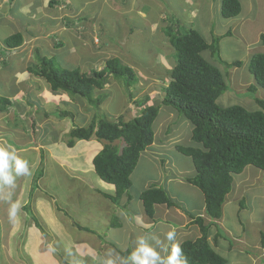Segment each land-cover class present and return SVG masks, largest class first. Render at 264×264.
Returning <instances> with one entry per match:
<instances>
[{"label": "rangeland", "instance_id": "374dc122", "mask_svg": "<svg viewBox=\"0 0 264 264\" xmlns=\"http://www.w3.org/2000/svg\"><path fill=\"white\" fill-rule=\"evenodd\" d=\"M28 1L30 0H0V97L8 98L12 103L10 108L0 113V141L12 144L17 150V155L28 161L31 175L27 176V181H32L33 174L42 160L41 156L44 172L43 177L37 182V189L32 194H30L32 184L29 183L28 190L20 182L25 176L16 177L14 188L0 186V264H39L40 261L43 264H51L53 261L49 259L47 262L44 257L40 258V261L34 260L31 255L26 254L28 247L23 245V238L29 236V233L41 234L23 209L27 202H30V211L45 231V235L41 234L40 237L45 239L46 244L48 243L50 248L48 253H52V257H60V260L69 250L67 251L63 243L65 239L61 238V235L63 236L61 231L59 229L53 231L51 226L58 223L59 227L61 225L65 228L62 229L65 235L68 232L75 237L77 231L73 227L70 228V223L72 225L75 220L80 225H89L83 213H78L76 218L72 209L76 202L86 206L88 218L95 209L97 216L94 222L98 231L103 229L105 214L108 220L114 217V220L118 221L119 227L113 228L114 231L110 234L108 232L107 235L109 237L115 235L117 241L114 242L121 251L126 249L132 251L133 243L140 236L155 234L163 238V233L157 231L161 228L158 226H167L169 223L166 222L169 220L157 219L156 211L154 214L158 225L155 229L145 233V230L136 226L135 215L141 214L142 211L137 197L141 190L158 186L167 188L171 194H175L176 191L181 193V197L177 196V198L183 204L186 202V197L191 201L196 200L197 203L203 199L202 193L195 186L182 185L183 182H177L180 179L175 176L179 169L188 172L184 173V177L194 175L190 158L179 154L174 148L175 144L194 146L189 131L188 136L186 135L185 126L187 125L188 129L190 127L186 120L179 116L185 131L180 133L181 139L176 143L166 141L163 143L164 148L158 150L157 158L162 161L153 157L145 160V156L139 159L130 176L132 187L128 191V196L131 200L128 202L127 196H123L124 202L121 201V206L119 207V203L117 208H112L110 205L107 207L108 201L87 186L92 185L97 189L95 183L100 181L94 172L90 173V158L92 154L97 152V155L102 150L103 143L91 139L76 142L74 147L67 148L65 141L73 127H86L94 116L104 115L115 121L121 115H125L124 119L129 120L138 110L134 106L136 101L141 102L148 97L151 101L159 102L162 99V89L169 81V74L174 66L175 51L162 36L161 41L165 42L163 51L161 48L163 46L155 43L158 38L152 37L148 40L146 31L143 32V36L133 40L136 46L132 43L130 45V41H124V32L128 31L130 25L138 27L141 22L134 11L138 1L132 7L129 5V0H107L109 7H105L97 3L91 5L94 3L91 2L93 0L86 1L85 5L80 4L82 1L72 3L69 0H59V3L67 6L65 9L64 6H49L50 0H31L27 11V5L24 4ZM193 1L194 9L198 13L190 28L199 31L207 44L217 41L220 61L216 56L211 58L209 51L202 53L203 57L216 66L225 78L227 90L217 98V105L219 107L239 105L249 111L259 110L261 107L255 103V99L258 98L264 103V90L259 86H256L255 92L247 90L254 81L247 65L253 54H264V47L259 40L260 34L264 33V0H239L241 12L236 19L221 17L220 0ZM144 2L146 4L143 10L149 8L148 18L145 21L154 22L156 13L153 6H159V3L162 4L165 0H156L152 4L148 1ZM167 2L168 8L166 3L161 7L168 13L171 11L174 16L182 9V0H167ZM124 3L127 4L126 7ZM187 6L185 2L183 9ZM119 7L124 9L121 10ZM88 13L92 16L89 17ZM241 15L248 16V21L238 30L237 19ZM166 17L169 18L168 20L171 19L169 16ZM66 19L71 21L70 24ZM207 19H212L213 24H208ZM173 22L170 20L168 25ZM185 25L179 22L181 28ZM183 28L188 30L186 27ZM15 33L23 35V42L17 48L7 49L3 40ZM38 56L53 59L61 69L78 68L82 72L91 68L99 70L103 68L104 62L111 58H116L129 67L132 65L137 78L136 83L131 87L132 98L128 99L126 88L116 79H109L108 85L103 90L95 92V96L104 95V101L98 108H93L79 97L61 91L53 93L42 78L28 70L31 68L39 71ZM235 61H241V67L229 68L224 64ZM59 111L70 112L72 118H58L56 113ZM159 112L162 116L168 113L163 107ZM157 130L158 136L161 130L159 126ZM162 162L166 163L169 170L165 169ZM89 173L92 175L91 179ZM168 178L172 180H166ZM261 180L264 181V174ZM100 190L110 193V190L103 187ZM255 191H264V183L254 187L253 192ZM9 193H11L10 201L6 199ZM16 201L20 202L21 207L16 218L10 220L9 210L11 204ZM181 202L176 207L183 208ZM79 208L81 209L80 205ZM168 209L174 208L168 206ZM174 217V223L181 225L179 217ZM28 240L32 241V239ZM53 243L55 244L53 247H59L55 251L49 245ZM70 256L75 258V254L67 257ZM70 260L71 263L79 264V262L75 263L73 258Z\"/></svg>", "mask_w": 264, "mask_h": 264}, {"label": "trees", "instance_id": "16d2710c", "mask_svg": "<svg viewBox=\"0 0 264 264\" xmlns=\"http://www.w3.org/2000/svg\"><path fill=\"white\" fill-rule=\"evenodd\" d=\"M56 3L55 0H50L49 6ZM240 12L239 0H220V15L223 19L236 18ZM66 20L70 24L71 21ZM164 33L175 51V62L169 81L162 89V99L155 102L145 97L141 102L136 101L134 106L138 110L129 120L124 119L125 115L115 121L104 115L94 116L86 127H73L67 134L65 145L72 148L78 141L91 139L103 143L102 150L93 157L92 165L96 176L114 187L113 195L104 194V198L118 207L123 196H127L128 202L131 200L128 196L132 187L130 176L138 165L141 153L155 140L158 126L161 124L160 134H163L170 132L173 124L175 127L181 119L186 120L191 126V142L194 146L175 144L174 148L192 161L194 175L187 182L202 193L205 216L193 221L199 227L201 236L194 240L182 239L180 245L188 264H228L227 259L207 240V228L212 221L221 217L225 197L234 183V175L241 174L247 166L264 173V103L256 98L255 103L261 108L255 111L239 105L219 107L216 100L227 90L225 78L202 55L209 51L211 58L216 56L220 61L217 41L207 44L200 33L194 29L181 28L177 20L169 24ZM3 42L7 49L17 48L23 42V35H9ZM260 42L264 46V34L261 35ZM37 59L39 71L31 68L28 70L42 78L53 93H67L98 108L104 101V95L95 96V92L103 90L109 79H116L126 88L128 99L132 98L131 87L137 81L135 71L116 58L106 60L99 70L91 68L86 72L78 68L61 69L53 59L46 56H38ZM224 64L229 68H239L242 65L241 61ZM247 69L254 79L247 90L255 92L256 86L264 90V54H253L249 58ZM11 105L8 98L0 97V113ZM161 107L166 108L168 113L162 116L159 112ZM169 113L176 115L171 121L167 120ZM56 115L60 119L72 118V114L67 111H59ZM179 116L182 118L179 119ZM41 158L43 160L42 156ZM42 160L33 174L30 194L37 189V182L43 177ZM137 199L149 218L153 217L154 205L177 208L161 187L151 186L142 191ZM23 209L36 229L45 235L43 227L30 211V202ZM114 219H110V228L119 227L118 221ZM72 226L79 231L92 233L74 222ZM260 240L263 246L264 232L261 233ZM115 249L121 256L132 253L128 249Z\"/></svg>", "mask_w": 264, "mask_h": 264}, {"label": "crops", "instance_id": "0c3cea01", "mask_svg": "<svg viewBox=\"0 0 264 264\" xmlns=\"http://www.w3.org/2000/svg\"><path fill=\"white\" fill-rule=\"evenodd\" d=\"M55 1L57 3L54 6H57V7L64 6V8L66 9L67 6L59 3V0H55ZM69 1H71L72 3L74 1H82V3L80 4L85 5L86 1H91V0H69ZM131 1L134 2V5H132L133 2L131 3ZM136 1H138V4ZM144 1H148L149 3L152 4L156 0H143V1L142 0H129V5H131L132 7L135 6V4H137L134 7L135 15L136 17L138 16L141 19V22L139 23L138 27L130 25V28L128 29V31L124 32V36H123L124 41L126 42L130 41V45L132 43L134 46H136L133 43V40L136 37H141V35L143 36V32L146 31L148 32L146 35V37L149 38L148 40H151L152 37L158 38L156 39L155 43H157V45L158 44L162 45L163 47L160 46L162 50L165 49V42L163 40L161 41V37L163 36L162 38L166 39L167 44H169L168 39L164 34V29L168 26V22L170 20L171 22L177 20L181 24H186L185 26H183V27H186V29H192L190 28V26L193 24V19H195L198 13L194 9L193 4L195 2L193 0H182V9H180L179 10L180 13H178L179 12L178 11L177 15L175 16L169 9L168 10L170 12L168 13L167 10H164L161 7L163 3H166L167 8H168L167 0H165V2H162V4L159 3V6L153 4L156 6V7L153 6V10H155L154 13H156V19L154 22H151V20L148 22L145 21V19L148 18L147 11L149 10V8L148 10H143L144 5L146 4ZM91 2H94L91 5H95L97 3L99 6L101 5V6L109 7L107 0H93ZM185 2H187L188 6L183 9ZM113 3H116V2H113ZM124 4H125L124 7H126L127 4L126 3ZM24 5H27L26 8H27V11H29V5H31V0L28 2H25ZM148 5L149 4H147V7ZM124 7H119V8H121L122 10V8L124 9ZM87 15L89 17L92 16L89 13ZM100 16L103 20V17H102L103 15L101 14ZM166 16L171 17V19L168 20L169 18L167 19ZM172 16L175 17L176 20L172 19L173 18ZM207 21H208V24H213L212 19H207ZM246 21H248V16L241 15V17L237 19V24H239L237 25V29L240 30V28L243 26V24ZM162 26L163 28H161ZM235 26L236 25H234V27ZM197 32L199 33V31ZM263 34L264 33L260 34L259 40L261 38V35ZM126 37H129V38H126ZM241 38L243 40L242 34H241ZM130 66L132 67V65ZM168 116L169 117L167 120L171 121L174 118L173 113H169ZM182 124L183 122L179 121V124L176 125L173 129H171L170 132L160 134L161 133L160 131L158 136L156 132V142L154 140V143L149 148H147L144 152L141 153L140 158L145 156V160H148V157L150 158L153 157L159 161H162L157 158L159 154L158 150L164 148L163 143L166 141H172L176 143L177 140L181 139L179 138L180 133L185 132L184 124L183 125ZM159 127L161 129V124L159 125ZM185 130L187 131L186 133L187 136H188V131H189V137L191 138V126L188 129L186 125ZM79 142L80 141H78L77 143ZM154 147L156 148L154 149ZM96 153L92 154L93 156L90 158L91 159L90 173L94 172V168L92 165V159L96 155ZM164 167L166 170H169V168L167 169L166 163H164ZM90 173H89V179L92 178V175ZM184 173H188V172H186L183 169H179L177 171L175 176H178L180 179L177 182H183L182 185L191 186L187 182V179L193 177V174H191L190 176L184 177ZM263 174L264 173L261 170H258L252 166H247L245 167V169L243 170L241 174L234 175L233 176L234 183L232 184L233 186L230 192L225 197V201L222 206L221 217L218 220L212 221V224L209 225L207 228V240L209 241L210 245L214 247L215 250H217L219 254H221L223 257L227 259L228 264H264V245L263 246L261 245V240H260V235L262 232H264V191L253 192L254 187L264 183V181L261 180L263 177ZM27 179H28L27 176H25L20 182L22 185H25L27 189L29 190V183H31V181L29 182L27 181ZM166 180H172V178H168ZM95 185L97 189L94 188L92 185H87V186L90 188L91 191L98 192L99 195L103 199L108 201V203H106L107 207H109L110 205L112 208H117L116 206L112 205L110 201L104 198L103 196L104 194L113 195L114 187L109 184L106 185V183L103 182L102 180L96 182ZM101 187L107 190H110V193L102 192L100 190ZM145 189L141 190L139 194ZM163 189L166 190L169 198L172 200L174 205H180L179 202L181 201L178 200L177 196L181 197V193L176 191L175 194H171V191L168 190L167 188H163ZM185 200H186L185 204L181 202L183 204L182 205L183 208H181L180 206V207L174 208L173 210L168 209L166 205H154L153 211L154 213L155 211L158 213L157 219L162 218V219L169 220L168 222H166V223H169L167 225L168 227L163 226V225L158 226V228L161 227L159 230H157L158 232H161L164 235L168 231L175 230L176 232L175 239L177 241H180L182 239L194 240L201 236L199 227L196 224H194L193 221L197 217L205 216L204 201L203 199H200L199 200L200 202L197 203L196 200L191 201L189 197H186ZM79 205L81 209L79 208ZM72 209L75 213L76 218L79 215L78 213H83L84 219L85 221L89 222V225L88 226H85L83 224L80 225L77 221L75 220L74 221L72 220V221L76 225H80L92 231V233L79 231L77 228L73 227L70 223V228L73 227L77 231L75 233V237L71 236V234L69 235L68 232L65 235L62 231V229H65V228L61 225L59 227V224L56 223L54 224V226H51V229H53V231L54 230L58 231V229L61 231L60 233L63 234V236L61 235V238L63 240L65 239V242L63 243L64 245H66L67 251L69 250L68 254L65 253V256L62 257L61 260L59 259L60 258L59 256H58L59 258L52 257L53 254L48 253V249H50L48 246V243L46 244L45 239L43 238L41 239L42 237L41 234L39 233L38 235H34L32 233H29V236H26V238H23V241H22L23 245L25 244L26 247H28V250L26 252L28 256L31 255V257H33L34 260H38V261H40V258L42 259V257L46 258L47 262L49 259L51 261L53 260L51 264H61V263L64 264L63 261L68 264H74V263H71L72 261L70 260V258H73V261H75V263L79 262V264H84V262H86V264H100L101 259L104 257L108 249L117 248L116 243L114 242V241H117L116 238L114 237L115 235L112 237H109V235H107L108 232L110 234L112 231H114L113 228H110V220L107 219L108 217L107 214H105L106 218L104 219V222H103V229L101 231H98L96 228L95 222H94L95 216H97L95 213V209L94 211H92L89 218L87 217L88 212H87V208L85 205L76 202L75 204H73ZM154 213H153V217L149 218L142 208L141 214L135 215L136 216V226L145 230V233H148L152 229H155L158 225V221H156ZM174 216L179 217L181 221V225L174 223V219H175ZM150 226H153V227H150ZM103 233L105 234L103 235ZM85 234L89 236L91 235V236L88 237ZM148 235H150V233ZM37 236L39 238H36ZM55 237L57 238L59 236H55ZM28 239H32V241H29ZM49 245L53 247V245L55 244L53 243ZM46 246L48 247L46 248ZM57 246H60V245H57ZM132 246H133V249H132L133 251L136 247V241L135 243H133ZM57 248L59 247H53L54 251L57 250ZM49 252H52V251L49 250ZM70 253L72 255L75 254V258L73 256L67 257L71 255ZM34 254L36 257L33 256ZM90 259L92 261H90Z\"/></svg>", "mask_w": 264, "mask_h": 264}, {"label": "clouds", "instance_id": "9594fccd", "mask_svg": "<svg viewBox=\"0 0 264 264\" xmlns=\"http://www.w3.org/2000/svg\"><path fill=\"white\" fill-rule=\"evenodd\" d=\"M28 175H31L28 161L17 155V150L12 144L0 141V186L14 188L16 177ZM6 199L11 200V193ZM20 207L19 201L11 204L10 220L16 218ZM175 236V230L168 231L163 238L155 234L148 237L140 236L130 255L121 256L115 249H108L100 264H188V259L183 253L180 242L175 240Z\"/></svg>", "mask_w": 264, "mask_h": 264}]
</instances>
